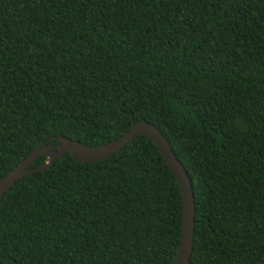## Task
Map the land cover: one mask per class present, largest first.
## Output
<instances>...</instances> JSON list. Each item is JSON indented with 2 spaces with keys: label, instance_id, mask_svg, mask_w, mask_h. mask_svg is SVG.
I'll return each instance as SVG.
<instances>
[{
  "label": "trees",
  "instance_id": "trees-1",
  "mask_svg": "<svg viewBox=\"0 0 264 264\" xmlns=\"http://www.w3.org/2000/svg\"><path fill=\"white\" fill-rule=\"evenodd\" d=\"M139 121L190 178L189 264H264V0H0V178ZM181 213L146 136L66 153L0 197V264H175Z\"/></svg>",
  "mask_w": 264,
  "mask_h": 264
},
{
  "label": "water",
  "instance_id": "water-1",
  "mask_svg": "<svg viewBox=\"0 0 264 264\" xmlns=\"http://www.w3.org/2000/svg\"><path fill=\"white\" fill-rule=\"evenodd\" d=\"M138 135L146 136L156 145L179 184L182 197V213L175 264H189L194 230V197L191 181L169 142L161 131L149 122H136L118 138L98 146L88 147L65 136H58L56 143H49L44 146L36 145L19 164L0 178V197L20 178L48 168L56 159L66 153H69L74 160L79 162H98L118 152ZM41 154L46 155L47 160L38 166H31L34 159Z\"/></svg>",
  "mask_w": 264,
  "mask_h": 264
}]
</instances>
